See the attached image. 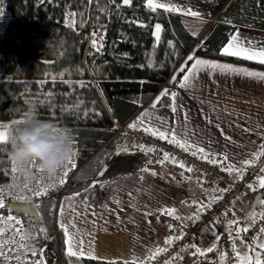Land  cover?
<instances>
[{
    "label": "trees",
    "instance_id": "1",
    "mask_svg": "<svg viewBox=\"0 0 264 264\" xmlns=\"http://www.w3.org/2000/svg\"><path fill=\"white\" fill-rule=\"evenodd\" d=\"M6 4L10 19L0 33V122L13 123L19 118L18 110L28 103L35 105L41 119L73 130L80 164L65 190L54 188L32 198L30 205L38 216L17 213L44 264H125L67 255L63 232L55 222L60 197L115 179L117 173L140 177L150 154L118 150L128 137L124 133L112 136V130L157 98L156 106L170 105V96L161 93L175 91L178 83L173 77L177 81L182 77L183 72L176 69L178 47L259 68L264 64L219 54L233 26L218 23L198 42L206 19L160 7L152 11L147 0H131L129 5L123 0H7ZM70 11L73 21L67 24L64 17ZM156 23L161 24L159 40L153 34ZM98 30L103 34L93 47L92 36ZM7 147V143L0 145V180L7 175L3 155ZM247 212L225 232L236 238L235 229L244 228ZM41 227L46 229L43 235ZM238 238L254 256L253 241L243 231ZM213 252L192 264H216ZM257 252L264 258V248Z\"/></svg>",
    "mask_w": 264,
    "mask_h": 264
},
{
    "label": "crops",
    "instance_id": "2",
    "mask_svg": "<svg viewBox=\"0 0 264 264\" xmlns=\"http://www.w3.org/2000/svg\"><path fill=\"white\" fill-rule=\"evenodd\" d=\"M152 3L158 5L167 3V0H152ZM169 6L182 9L183 11H178L182 14L189 11L197 12L199 17L208 21L198 42H201L216 24L223 23L233 26L231 34L239 31L244 38L257 46L264 45V0H172ZM157 24L161 26L160 23H156L155 26ZM178 54L180 59L177 64L180 68L181 63L184 65L187 57L192 54V50L178 47ZM195 57L243 67L249 71L264 72V68L255 66L202 55ZM192 63L193 61L188 66L190 67ZM185 74L183 72L180 81ZM175 92H177L175 112L171 108L172 100L169 106H156L154 109L152 104H148L126 123L130 125L136 122L142 113L149 111V115L144 118V124L137 129L143 127L158 130L175 129L178 139L198 145L209 153H226L229 163L250 160L251 154L258 152L259 146L264 145V81L219 72L210 75L205 70L199 73V79L194 81L192 86L182 88L178 84ZM125 147L128 149L127 152H145L135 150L127 138L118 150ZM147 153L150 156L143 169L148 171L142 169L138 179L118 176L117 173L115 179L60 197L55 214L57 227L61 229V220H65L74 223L81 230L72 237L73 251L79 253L82 248L84 253L76 257L128 261L133 259L134 255L143 256L146 249H154L157 246L162 248L165 238L174 234L162 221L161 210L175 208V216L189 220L198 203L209 201L214 185L207 178L185 172L170 160L161 163L155 150ZM209 157L220 160V156ZM152 159L153 165L149 166ZM118 171L120 172L119 169ZM153 172L156 174L153 175ZM262 174L264 175V172ZM197 182H202L203 186ZM251 201L240 198L234 202V214L226 218L223 223L224 230H229L230 221H236L245 215ZM146 212L151 215L146 216ZM251 219H257V215ZM215 235H218V238L214 243ZM219 235L205 232L196 242V247L201 250L215 247L213 253H216L214 260L218 261L216 264H221ZM63 236L65 241L64 232ZM236 240L240 250L239 256L247 253L255 260L258 256L257 251L262 249L259 244L264 243V233L260 231L252 242L255 247L254 256L243 240L238 237ZM65 248L68 252V245L65 244ZM194 253L196 248L183 253L172 264L181 261L193 262L202 256ZM237 261L240 264V260Z\"/></svg>",
    "mask_w": 264,
    "mask_h": 264
},
{
    "label": "built area",
    "instance_id": "3",
    "mask_svg": "<svg viewBox=\"0 0 264 264\" xmlns=\"http://www.w3.org/2000/svg\"><path fill=\"white\" fill-rule=\"evenodd\" d=\"M38 2L41 3L42 0H38ZM6 3L7 0H0V13H2V15H0V33L4 30L10 19V11ZM72 21L73 12L70 11L65 15L64 22L72 24ZM95 34V36H92V39L99 40L103 31L98 30ZM128 126V123L115 124V128L112 130V136L124 133L128 137L129 144L135 150H139L137 147H134L138 145H143L145 148H153L158 153L160 159H162L164 153H168L171 157H175L177 161H182L186 166H191L193 171L189 173L205 177L214 185L215 191L210 195L209 200H211L214 195L223 196L222 199L213 203L211 208L203 210L199 219L182 220L173 219L172 216L166 214L161 215L162 221L167 228L169 224L173 226L170 230L174 234L172 237H180L183 233V239L174 240L171 246L164 244L162 248H166L167 250L157 255L155 259H145L144 264H165L166 261H172L173 263L176 260H172L173 257H180L183 253L192 249L190 247L187 251L182 250L185 245H196L200 235L205 232L220 234L219 250L220 254L225 256L223 264H238L237 260L238 255L240 254L238 242L234 236L225 232L223 223L226 218L234 214L233 204L236 200L240 198L253 199L256 195H258L257 200H264V187H261L258 181V178H264L261 171V169L264 168V156H261L252 166L246 167L243 172V179L237 181V173L233 171L232 174H229L227 171H221L222 165L220 163L211 164L206 160L199 159L197 156L192 155L190 151L182 150L174 143H170L168 139L161 140L146 133L142 129H131ZM75 152L77 153L76 148ZM209 159L211 158L209 157ZM73 161L75 162L76 167L74 169H67L69 174L66 178L62 176V173L65 171L64 168L58 172L57 177L51 182L52 184H55L60 179H65L63 185L57 184L56 187L62 191L66 189L74 174L80 168V164H78L77 161V155ZM175 166L181 169L176 164ZM10 179L11 170L8 166L7 175L4 179L0 180V184H6ZM248 184H251L255 190L249 189L247 187ZM220 188L228 189V191L221 194L219 192ZM52 189L54 188H50L49 191ZM38 190L39 189L31 192L32 198L35 197L33 194ZM4 200L6 210L0 209V218H3L2 221H0V228H7V231L4 233L3 237H0V239L10 238L15 240V243L5 245L3 251L7 254V259L0 257V264H17V260L15 259L17 256L21 257L25 264H36L41 258L38 255L34 244L30 241V230L28 226L25 224V221L20 214L9 211L7 208L8 204L11 202L22 201L15 200L12 197H4ZM204 203L206 204L207 202ZM254 210L257 213V219H246L244 228H247L248 230L246 232L243 231L245 237L251 241H254L261 229L264 228V217L259 215L264 212V204L256 203ZM196 213L197 206L193 210V216ZM9 215L13 216L12 221H7ZM16 220H19L20 223L17 224ZM18 230L22 231L28 239L21 241L19 235H17ZM21 244L24 246L21 247ZM233 244H235L237 250L235 253L232 250ZM31 249L35 250V255L32 254ZM260 260L261 264H264V258H260Z\"/></svg>",
    "mask_w": 264,
    "mask_h": 264
},
{
    "label": "snow or ice",
    "instance_id": "4",
    "mask_svg": "<svg viewBox=\"0 0 264 264\" xmlns=\"http://www.w3.org/2000/svg\"><path fill=\"white\" fill-rule=\"evenodd\" d=\"M123 2L125 5H129L131 3V0H123ZM171 2L172 0H167V3H160L157 5V4L152 3V0H149L147 7L152 11H155L157 7L164 8L165 11H168V12L183 11L182 9H178L176 7H170L169 4H171ZM184 14L199 18V14L197 12L189 11V12H184ZM0 15H2V13H0ZM160 31H161V26L157 24L155 26V33H154V35H156L157 37V40H159ZM93 35L95 36L96 34L93 33ZM96 46H97L96 41L94 40L93 47H96ZM169 46L171 47L172 45L170 44ZM219 54L222 56H230V57H235L241 60L255 61L256 63L264 64V45L257 46V44H255L251 40H247L246 38H244L241 35V33H239V31H236L233 34L229 35L227 43L221 47ZM187 61H193L190 67L187 66ZM187 61L185 62L184 65L181 66L179 70L180 72L186 73L183 77V80L177 81L176 77L175 76L173 77V82L178 83L179 87H182V88H187V87L192 86L193 82L199 79V73L205 70H207L210 75L215 74L216 72H219L221 74L238 75L241 77H247L249 79H255L257 81H264V72L249 71L243 67H235V66L225 64V63H217V62H212V61H208V60L201 59V58H196L194 53L190 54L187 57ZM161 96H170L172 100L171 108H172V111L175 112L177 110V105H176L177 92L175 91L170 92L168 89H165L161 93ZM158 102H159V98H157V101L154 102V104L152 105L153 109L156 107V103ZM148 115H149V111L142 113L141 116L138 117L137 121L130 124L128 127L131 129H137L139 126L144 124V118ZM0 127L3 128V130H0V145H2V144L7 143V139H8L7 130L8 128H10V126L3 125ZM142 130H144L146 133L150 135L157 137L158 139H161V140L168 139L170 143H174L177 147L181 148L184 151H190L192 155L197 156L199 159L206 160L207 162L211 164L220 163L222 165L221 171H227L229 174H232V172L235 171L237 173V181H239L240 179H243V172L246 167L252 166L255 163V161L259 160L261 156H264V145H260L259 151L251 154L252 155L251 160L243 159L235 163H229L228 156L226 153L225 154L209 153V152H206L204 148L199 147L198 145H193L189 143L188 141H183L181 139H178L175 129H159L158 130V129L151 128V127H143ZM134 147H137L139 150L145 151V152L154 151L153 148H145L143 145H138ZM123 151L125 152L128 151L127 147H125ZM74 155L76 156L77 153L74 152ZM209 156H212V157L220 156V160H217L215 158L209 159ZM164 160H170L173 164H176L178 167H180L186 172L193 171V168L191 166H186L184 162L177 161L175 157H171L168 153H164L161 159V163H163ZM75 167H76L75 162L73 160H69L67 163V166L65 167V171L62 173V176L66 178L69 174L67 169L68 168L74 169ZM11 171L15 172V169H12ZM143 171H148V170L143 169ZM261 171L264 172V168H262ZM152 174L155 175L156 173L153 172ZM181 174L183 175V172ZM258 181H259V185L261 187H264V178H258ZM64 182H65V179H60L57 183L51 184L49 187H38L39 190L36 191L33 195L34 196H44L48 193L50 188H56L57 184L63 185ZM40 183H41L40 181H37L38 186ZM197 183L198 185L203 186L202 182H197ZM247 187L249 189H253V186L251 184H248ZM29 191H31V189H29ZM226 191H228V189H225V188L219 189V192L221 194H223ZM222 198H223L222 195L221 196L214 195L211 198V200H209L206 204L203 202L198 203L197 213L193 217H191V219H199V216L203 210L211 208L213 203L217 202L218 200ZM13 199L22 201L23 198L15 197ZM31 200H32V197H31ZM256 203L264 204V200H257ZM5 206L6 205H5L4 196L0 195V209H4ZM34 206L36 208L40 207L39 204H36ZM175 211H176L175 208H172V209L165 208L161 210L160 214L161 215L166 214V215L172 216L173 219H179V217L174 215ZM63 213H64V206L62 205L61 215H63ZM34 215L38 216V213ZM145 215L148 216V215H151V213L146 212ZM256 215L257 213L253 209L251 212L248 213V218H254ZM259 215L261 217H264V212L260 213ZM2 219L3 218H0V221H2ZM12 220H13V216L9 215L7 217V221H12ZM16 223L19 224L20 221L16 220ZM238 223H239L238 221H230L229 222L230 231L232 230L231 226L233 224H238ZM172 227L173 226L171 224L168 225L169 230H171ZM61 229L63 230L64 235L66 237L65 244L68 245L67 255L70 257L77 256V255H84L82 248L79 253L73 251L72 237L74 235L79 234L81 230L74 223L70 221H65V220H61ZM70 229H75V231H70ZM247 230H248L247 228L235 229L237 237H239V234L241 231L246 232ZM6 231H7V228H0V237H3ZM39 231L42 235L46 233V229H44L43 227H41ZM261 232L264 233V228L261 229ZM88 234L91 235V233H88ZM17 235H19L21 241L28 239V237H26L23 234V232L20 230L17 231ZM31 238L35 239V237H31ZM176 239H183V233L181 234L180 237H172V236L166 237L164 240V244L167 246H171V244ZM11 243H15V240L10 239V238L0 239V257H4L5 259H7V254L3 251V248L5 247V245L11 244ZM82 243L83 242L81 241V244ZM23 246L24 245L21 244V247ZM190 247L196 248V253H194V255L197 253L199 255H204L205 252H212L215 250L214 246L208 248L207 250H201L197 248L196 245H185V247L182 250L187 251ZM259 247L264 248V243L259 244ZM166 250H167L166 248H161L159 246L155 247L154 249H151V248L146 249L143 256L137 257L134 255V258L128 261H125V264H144L145 259H148V260L155 259L157 255H159L160 253ZM232 250L234 253L237 251L235 244H233ZM31 251L33 255L36 254L34 249H31ZM178 258L179 257H173L172 260H175ZM15 259L17 260V264H25V262L22 260L21 257L17 256ZM219 259L221 261V264H223L225 256L223 254H219ZM238 259L240 260V264H261V260L259 259V254L255 260H253L252 257L248 256L247 253H245L242 256L238 255ZM36 264H44L43 259H40L38 262H36ZM109 264H115V262H109ZM165 264H172V261H166Z\"/></svg>",
    "mask_w": 264,
    "mask_h": 264
},
{
    "label": "clouds",
    "instance_id": "5",
    "mask_svg": "<svg viewBox=\"0 0 264 264\" xmlns=\"http://www.w3.org/2000/svg\"><path fill=\"white\" fill-rule=\"evenodd\" d=\"M19 111L7 130V149L4 150L11 179L0 184V195L21 197L31 204V192L49 187L59 171L75 158L74 132L54 121L41 119L35 105L28 103ZM37 181L41 183L37 184ZM31 189V191H29Z\"/></svg>",
    "mask_w": 264,
    "mask_h": 264
},
{
    "label": "water",
    "instance_id": "6",
    "mask_svg": "<svg viewBox=\"0 0 264 264\" xmlns=\"http://www.w3.org/2000/svg\"><path fill=\"white\" fill-rule=\"evenodd\" d=\"M257 199H258V195L254 197L249 211H251L255 207ZM7 208L9 211L20 212L27 215L36 214L35 209L32 205H26L23 202H11L8 204ZM249 211L247 213H249Z\"/></svg>",
    "mask_w": 264,
    "mask_h": 264
},
{
    "label": "rangeland",
    "instance_id": "7",
    "mask_svg": "<svg viewBox=\"0 0 264 264\" xmlns=\"http://www.w3.org/2000/svg\"><path fill=\"white\" fill-rule=\"evenodd\" d=\"M185 61V60H184ZM183 63V62H182ZM182 63H181V66H182ZM179 67V65L177 66V70H179L180 68H178ZM43 78H49L48 76H46V77H43ZM3 125H9L10 127H11V125H12V122H0V126H3ZM0 130H3V128L2 127H0ZM128 139V138H127ZM153 163V159L151 160V162H150V164H149V166H151V165H153L152 164ZM240 215H242L241 213H240ZM241 217V216H240ZM217 234V233H216ZM218 235H215L214 237H213V242L215 243L216 241H217V237ZM191 262L192 261H181V262H179L178 264H191Z\"/></svg>",
    "mask_w": 264,
    "mask_h": 264
}]
</instances>
